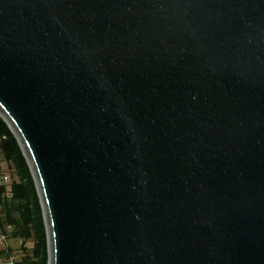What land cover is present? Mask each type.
Here are the masks:
<instances>
[{"label":"water","instance_id":"water-1","mask_svg":"<svg viewBox=\"0 0 264 264\" xmlns=\"http://www.w3.org/2000/svg\"><path fill=\"white\" fill-rule=\"evenodd\" d=\"M0 115L48 264H264V0H0Z\"/></svg>","mask_w":264,"mask_h":264},{"label":"trees","instance_id":"trees-1","mask_svg":"<svg viewBox=\"0 0 264 264\" xmlns=\"http://www.w3.org/2000/svg\"><path fill=\"white\" fill-rule=\"evenodd\" d=\"M0 163L2 262L48 264L47 230L36 183L16 136L1 115ZM4 174L9 176L8 182L2 180ZM11 239H19L20 246H11Z\"/></svg>","mask_w":264,"mask_h":264},{"label":"rangeland","instance_id":"rangeland-1","mask_svg":"<svg viewBox=\"0 0 264 264\" xmlns=\"http://www.w3.org/2000/svg\"><path fill=\"white\" fill-rule=\"evenodd\" d=\"M10 245L15 247V248L19 247L20 246V240L19 239H11L10 240Z\"/></svg>","mask_w":264,"mask_h":264},{"label":"built area","instance_id":"built-area-1","mask_svg":"<svg viewBox=\"0 0 264 264\" xmlns=\"http://www.w3.org/2000/svg\"><path fill=\"white\" fill-rule=\"evenodd\" d=\"M0 171H1V163H0ZM2 180L4 181V182H8L9 181V176L7 175V174H4L3 176H2ZM0 264H3V262H2V258L0 257Z\"/></svg>","mask_w":264,"mask_h":264}]
</instances>
